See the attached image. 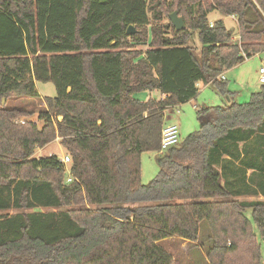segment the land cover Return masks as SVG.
I'll list each match as a JSON object with an SVG mask.
<instances>
[{
  "label": "trees",
  "instance_id": "obj_1",
  "mask_svg": "<svg viewBox=\"0 0 264 264\" xmlns=\"http://www.w3.org/2000/svg\"><path fill=\"white\" fill-rule=\"evenodd\" d=\"M214 10L236 17V42L222 20L209 25ZM261 50L264 0H0V264H173L158 242H196L201 222L209 264H262L244 211L264 237V178L250 181L264 175V84L236 103L221 78ZM37 82L56 95L42 125L18 123L33 112L7 101L38 97ZM199 83L229 103L196 106L199 130L159 152L165 110ZM153 90L165 97H133ZM56 139L71 182L59 157H33ZM150 151L159 173L142 184Z\"/></svg>",
  "mask_w": 264,
  "mask_h": 264
},
{
  "label": "rangeland",
  "instance_id": "obj_2",
  "mask_svg": "<svg viewBox=\"0 0 264 264\" xmlns=\"http://www.w3.org/2000/svg\"><path fill=\"white\" fill-rule=\"evenodd\" d=\"M209 22L222 20L225 26L232 32V39L236 42L238 36V25L235 16H223L217 10L212 11L208 15ZM165 21V17L163 18ZM188 44L192 46L196 53H199L201 44L198 38L197 31H191V37ZM138 49H145V45L137 46ZM264 64V50H261L252 56L245 58L242 62L227 69L223 72L224 82L228 90V97L236 103H246L250 100L251 94L259 91L263 83L259 82V67ZM199 92L195 99H192L183 104L177 105L176 108L170 109L164 115L165 124H176L178 126L180 139L184 140L190 133L199 130L200 123L196 116V106L199 108L205 106L224 105L229 103L227 97L219 95L211 84L199 83ZM36 89L39 93L35 98H18L9 99L7 106H16L33 112L27 118H37L39 111L45 107L44 97H54L56 95L55 86L52 82H37ZM141 92V93H140ZM139 94H144L140 91ZM158 91L153 90L152 97L157 98ZM38 120V119H37ZM38 126L42 125V121H37ZM208 137L212 138L213 134L210 131H203ZM264 146V145H263ZM67 153L62 147L58 139L53 140L42 148H37L33 154L34 158H40L49 155L57 157ZM157 153L143 152L140 156L141 161V183L148 184L159 173V165L156 162ZM260 163L264 169V162L260 158ZM69 167V166H68ZM217 169H219L217 167ZM259 178H264V175L257 171L250 179L251 182L258 181ZM259 196H242L239 200H253ZM15 212L14 210L9 213ZM245 216L253 224V230L256 234L257 244L260 251V262L264 264V237L260 236L256 226L252 221L251 208L244 211ZM158 244L169 251L173 256V264H209L207 252L212 245V238L209 229L204 222L200 223L199 237L196 242L181 240L177 237L168 238L158 242Z\"/></svg>",
  "mask_w": 264,
  "mask_h": 264
},
{
  "label": "built area",
  "instance_id": "obj_3",
  "mask_svg": "<svg viewBox=\"0 0 264 264\" xmlns=\"http://www.w3.org/2000/svg\"><path fill=\"white\" fill-rule=\"evenodd\" d=\"M213 22H210L209 25L212 26ZM221 78H224L221 75ZM259 82L264 84V64L259 67ZM176 106L169 107L165 110V114L170 110L176 108ZM60 119V117H58ZM33 121L37 123V118H27L25 116L20 117L16 122L23 124L25 121ZM180 134L178 130V126L176 124H163L160 134V147L159 152H164L169 148L175 146L180 142ZM60 162L63 164L65 171L67 173L66 182L72 181V176L70 173V163L71 158L68 153L64 154L59 158ZM69 166V167H68Z\"/></svg>",
  "mask_w": 264,
  "mask_h": 264
},
{
  "label": "water",
  "instance_id": "obj_4",
  "mask_svg": "<svg viewBox=\"0 0 264 264\" xmlns=\"http://www.w3.org/2000/svg\"><path fill=\"white\" fill-rule=\"evenodd\" d=\"M169 20L173 24V26H174V28H175L176 31H179V30H182V29L185 28L184 21H183V19L180 16H178L177 11H174V12H172L169 15ZM135 31L136 30H135L134 26L129 25L128 28H127V30H126V34L127 35H131V34H134Z\"/></svg>",
  "mask_w": 264,
  "mask_h": 264
},
{
  "label": "crops",
  "instance_id": "obj_5",
  "mask_svg": "<svg viewBox=\"0 0 264 264\" xmlns=\"http://www.w3.org/2000/svg\"><path fill=\"white\" fill-rule=\"evenodd\" d=\"M157 91V90H156ZM144 94H139V92H136V93H134L133 94V97L134 98H136V99H138V100H141V101H145V100H147L148 98H153L152 97V93H153V91H142ZM141 93V92H140ZM159 93V92H158ZM164 98L165 97V95H160V93H159V96L157 97V98H155V99H159V98ZM165 122V121H164ZM66 154V153H65ZM64 155V154H63ZM237 198H239V197H237Z\"/></svg>",
  "mask_w": 264,
  "mask_h": 264
}]
</instances>
